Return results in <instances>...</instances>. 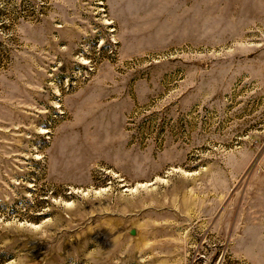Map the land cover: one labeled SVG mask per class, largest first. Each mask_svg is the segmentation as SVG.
I'll return each instance as SVG.
<instances>
[{"label": "rangeland", "instance_id": "1", "mask_svg": "<svg viewBox=\"0 0 264 264\" xmlns=\"http://www.w3.org/2000/svg\"><path fill=\"white\" fill-rule=\"evenodd\" d=\"M0 264H264V0H0Z\"/></svg>", "mask_w": 264, "mask_h": 264}]
</instances>
